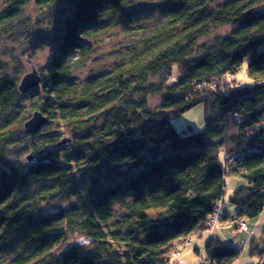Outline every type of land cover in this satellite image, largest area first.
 Listing matches in <instances>:
<instances>
[{
	"label": "trees",
	"instance_id": "1",
	"mask_svg": "<svg viewBox=\"0 0 264 264\" xmlns=\"http://www.w3.org/2000/svg\"><path fill=\"white\" fill-rule=\"evenodd\" d=\"M26 1L0 0V30ZM57 1L36 0L47 8ZM215 1L170 0L160 26L78 88L61 85L68 78L62 58L84 38L106 35L125 0H70L57 69L39 84L51 91L32 107L53 129L22 138L24 119L7 115L16 82L0 87V160L17 141L30 145L31 156L0 171V264H170L179 244L206 230L226 174L244 181L230 201L237 211L226 217L237 225L264 211V0L212 7ZM225 26L235 27L232 34L198 57L200 40ZM245 61L251 82L242 85L234 75ZM165 71L162 82L150 83ZM153 95L162 96L155 108ZM201 103L205 128L178 131L170 118ZM64 189L67 204L54 210ZM117 201L123 212L115 218ZM73 235L92 248L71 246ZM204 252L206 264H233L240 254L215 238ZM250 255L261 261L264 232L251 240Z\"/></svg>",
	"mask_w": 264,
	"mask_h": 264
},
{
	"label": "rangeland",
	"instance_id": "2",
	"mask_svg": "<svg viewBox=\"0 0 264 264\" xmlns=\"http://www.w3.org/2000/svg\"><path fill=\"white\" fill-rule=\"evenodd\" d=\"M169 1L125 0V9L122 17L106 35L96 39L84 38L83 42H81L82 48L69 50L62 58L61 65L67 68L68 78L61 85L73 84L80 88L90 78L109 70L112 65L123 58L122 56L125 54L127 47L136 44L143 34L154 30L166 20L167 13H165L164 8ZM224 1L226 0H216L211 6L216 7ZM69 2L70 0H58L53 6L47 8L38 6L36 0H27L20 16L4 24L0 30V87L5 80H10L16 82L15 89L17 90L22 77L33 69L40 79L45 80H48L49 74L57 69L58 57H60L58 52L60 51V41L63 33L62 28L69 14ZM234 29L235 27L233 26L221 27L203 37L199 42L200 54L198 57L206 52L203 47H210L216 39L228 37ZM246 69L247 61L241 66L239 72L234 75L236 81L242 85L250 84L251 82L247 77ZM172 71L175 74V69ZM167 74L165 71L154 76L151 78L150 83L153 85L159 84ZM227 80H229V77ZM49 85L50 83L44 89H42L41 85H38V87L31 89L26 94H22L17 90V96L13 102L14 105L7 115L10 118L18 113L24 119L23 122H20V132L24 133L22 138L26 135L34 136L25 132L24 124L36 112L32 110L33 105L42 103V100L46 97L45 92L50 93ZM161 99V95L149 97L148 106L151 108L159 106ZM2 112V107H0V119L2 118ZM214 119L216 120L215 113L211 114L210 120ZM170 120L178 131L186 130L187 132L198 133L206 126V107L203 103L197 104L184 113L172 116ZM46 124L42 126V131L53 129V125ZM233 135V129L227 130L226 136L228 138ZM22 138L19 139L21 140ZM37 142L35 141V145L38 144ZM28 147L30 145H24L21 141L11 145L8 154L0 160V171H6L8 163L17 160L26 162L28 157L31 159L30 155L26 156L29 154ZM67 149L65 150L66 152H68ZM246 152V155H248V151ZM224 184L223 198L225 202L221 208L222 216L227 215L231 218L235 215L237 207L230 201L236 190L244 185V181L242 178L226 174L224 176ZM68 192V189H64L57 195L52 202L54 210L67 204L63 198ZM81 192L82 190H79L78 193ZM223 198L221 199V204L223 203ZM119 202L117 201L112 206L111 214L115 218L123 212ZM214 216H217L218 221L222 218L218 211V213L212 214L209 220ZM230 218L223 224L224 228L216 230L213 235L209 236L207 233H203L202 236L193 235L190 243L179 244L176 250L180 252V258L184 264H197L200 256L206 259L207 255L204 252V246L209 238L218 239L223 245L240 250V254L233 264H251L252 262L253 264H260V260L250 255V245L252 239L260 238L264 232V211L255 219H238L240 224H245L246 233L235 227L236 222ZM219 223L220 221L218 225ZM68 242L71 243V246H78L81 249L92 248L89 239L80 235L69 236ZM195 251H199V253Z\"/></svg>",
	"mask_w": 264,
	"mask_h": 264
},
{
	"label": "water",
	"instance_id": "3",
	"mask_svg": "<svg viewBox=\"0 0 264 264\" xmlns=\"http://www.w3.org/2000/svg\"><path fill=\"white\" fill-rule=\"evenodd\" d=\"M40 81L41 79L33 69L30 73L22 77L18 90L20 93L26 94L31 91V89L38 87ZM46 123L47 117L40 111H36L32 114L31 118L25 122L24 130L27 134L35 135ZM27 160H30V157H28ZM261 264H264V259Z\"/></svg>",
	"mask_w": 264,
	"mask_h": 264
},
{
	"label": "built area",
	"instance_id": "4",
	"mask_svg": "<svg viewBox=\"0 0 264 264\" xmlns=\"http://www.w3.org/2000/svg\"><path fill=\"white\" fill-rule=\"evenodd\" d=\"M225 159V158H224ZM214 213H218V210L215 211ZM213 213V214H214ZM210 222L207 223V227H206V230L209 232V233H212L216 228H214L217 224V227H218V219H217V216H214L212 217L210 220ZM237 227L238 229H240L241 231H244L245 233L247 232V228L245 226V224H240V222L237 223ZM173 254L171 255V260H170V264H174V263H181V260L179 259V251L175 250L172 252ZM197 264H206V259L202 258V256L199 257L198 259V263Z\"/></svg>",
	"mask_w": 264,
	"mask_h": 264
},
{
	"label": "crops",
	"instance_id": "5",
	"mask_svg": "<svg viewBox=\"0 0 264 264\" xmlns=\"http://www.w3.org/2000/svg\"><path fill=\"white\" fill-rule=\"evenodd\" d=\"M224 198H223V203L221 204V207H220V210H219V214L222 216V211H221V208H222V205L224 204ZM232 213V212H231ZM222 220H221V222L219 223V225H218V227L212 232V233H209V232H207V231H204V233H207L209 236L210 235H213L214 234V232L216 231V230H221V229H223L224 228V226H223V224H225L227 221V217H226V215L225 216H222V218H221ZM226 221V222H225ZM235 227H237V226H235ZM238 231V230H237ZM238 232H240V231H238ZM243 233V232H242ZM199 236H202V235H199ZM213 237V236H212ZM191 241H192V239H191ZM190 241V242H191ZM189 242V243H190ZM195 252H197V253H199V251H195ZM182 262H183V260H182ZM183 264H184V262H183Z\"/></svg>",
	"mask_w": 264,
	"mask_h": 264
},
{
	"label": "bare ground",
	"instance_id": "6",
	"mask_svg": "<svg viewBox=\"0 0 264 264\" xmlns=\"http://www.w3.org/2000/svg\"><path fill=\"white\" fill-rule=\"evenodd\" d=\"M221 199L218 201V203H217V206H216V209L219 211L220 210V207H221ZM221 220L222 219H220L219 221L221 222ZM210 221L208 220V222L207 223H209ZM237 226V225H236ZM214 228H217V224H216V226L214 227ZM205 231H207V230H205ZM208 232V231H207ZM204 233V231H202L200 234H198V235H202ZM193 238V236L191 237V239ZM263 259H264V256L262 257V259H261V262H260V264L262 263V261H263ZM180 264H183V262H182V260H181V263Z\"/></svg>",
	"mask_w": 264,
	"mask_h": 264
}]
</instances>
